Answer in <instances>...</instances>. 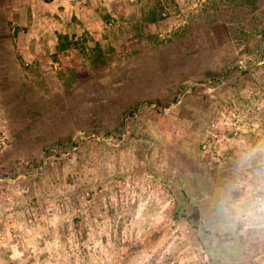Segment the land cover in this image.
I'll use <instances>...</instances> for the list:
<instances>
[{
	"label": "rangeland",
	"instance_id": "rangeland-1",
	"mask_svg": "<svg viewBox=\"0 0 264 264\" xmlns=\"http://www.w3.org/2000/svg\"><path fill=\"white\" fill-rule=\"evenodd\" d=\"M0 264H264V0H0Z\"/></svg>",
	"mask_w": 264,
	"mask_h": 264
}]
</instances>
